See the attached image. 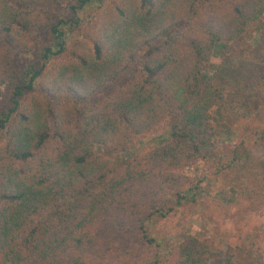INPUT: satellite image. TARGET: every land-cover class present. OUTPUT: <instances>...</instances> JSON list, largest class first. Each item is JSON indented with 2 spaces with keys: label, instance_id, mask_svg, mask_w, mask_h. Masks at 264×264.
I'll list each match as a JSON object with an SVG mask.
<instances>
[{
  "label": "trees",
  "instance_id": "1",
  "mask_svg": "<svg viewBox=\"0 0 264 264\" xmlns=\"http://www.w3.org/2000/svg\"><path fill=\"white\" fill-rule=\"evenodd\" d=\"M37 3L0 9L9 94L0 104V264H143L135 254L144 251L145 264H168L175 255L161 252L147 223L204 192L203 180L181 191L171 173L194 156L222 173L242 163L252 186L236 176L225 201L264 204V158L247 167L241 134L225 164L213 141L217 126L241 127L264 144L261 52L242 60L231 51L263 30L264 0H50L42 12ZM91 7L100 11L69 51ZM43 31L48 43L38 47ZM16 53L36 60L17 68ZM163 125L158 146L132 152L137 136ZM239 239L228 254L216 249L219 264H264V227Z\"/></svg>",
  "mask_w": 264,
  "mask_h": 264
},
{
  "label": "rangeland",
  "instance_id": "2",
  "mask_svg": "<svg viewBox=\"0 0 264 264\" xmlns=\"http://www.w3.org/2000/svg\"><path fill=\"white\" fill-rule=\"evenodd\" d=\"M25 1L29 0H0V9H25ZM37 1V4L31 6L37 12H42L45 7L49 6L48 3L50 2V0ZM62 1L59 0V2ZM109 1L103 0L104 5ZM59 5L55 7V10L58 9ZM99 11L100 9L97 7H91L81 14L84 25L71 35L68 41L69 51L72 50L74 41L81 39L85 26H88V22L97 17ZM35 19H42V13L40 17L36 16ZM262 29L261 31L252 29L244 40L231 45V51L235 54L237 53L242 60L251 59L255 57L256 52H261L259 60L263 64L262 86L264 87V26ZM47 43L48 36H46L45 31L37 35L38 47ZM27 57L32 58L33 60L31 61L36 60L35 56L31 57L30 55L26 56L16 53V67L20 68L25 65L29 61ZM124 81L125 78L123 77L116 84H107L103 89L95 93L90 101L103 98L117 86L124 84ZM8 95V89L0 87V104L7 100ZM248 122L253 125L259 124L257 119H252V121ZM243 123L244 121L239 122L240 125H243ZM167 129L163 125L148 134L137 136L133 141L132 152L136 155H141L158 146L162 142L161 137ZM238 132L239 134H231L223 131L218 126L216 127L213 141L218 157L222 158L225 164L230 163L232 157L230 150L232 146L240 142L239 135L242 134V136L246 137V146L251 156L249 160L245 156L243 158L247 160V167L253 165L254 159H263L264 144H254L252 142L255 139V134L241 127ZM2 135L4 134L0 133V142ZM192 159L191 164L175 168L171 170V173L179 176L181 183L185 185L183 187L180 186L181 191H186L197 180H203L200 185L204 188V192L197 195L195 202H186L182 206L175 207L166 217L154 216L147 224L153 237L161 244V252H170L175 255L171 257L172 260L168 264H219V258H216L217 256L215 255L216 249L228 254L230 249L240 243V237L253 232L255 229L264 227V204L249 208V200L241 196L238 197L236 203L225 201L229 196L226 193L224 194V192L228 191L231 182L234 183V180H236V176L240 175L242 177L241 174H244L242 177L243 185L252 186L249 183L252 176L243 171L242 163L235 162L226 172L222 173L217 170L209 156L199 155L194 156ZM168 198L169 203L166 202L167 206H173L172 200L175 197L168 196ZM135 255L141 256L140 260L137 261L143 264L147 261H152L151 253H147V251ZM155 259L157 257L155 258L154 256L153 261ZM163 259H165V256H162L158 264H162Z\"/></svg>",
  "mask_w": 264,
  "mask_h": 264
}]
</instances>
